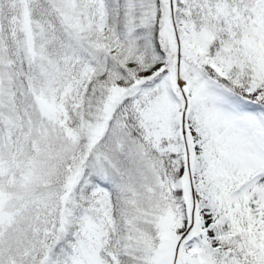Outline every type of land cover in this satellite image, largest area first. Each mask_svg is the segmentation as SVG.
I'll list each match as a JSON object with an SVG mask.
<instances>
[{"label": "snow or ice", "instance_id": "obj_1", "mask_svg": "<svg viewBox=\"0 0 264 264\" xmlns=\"http://www.w3.org/2000/svg\"><path fill=\"white\" fill-rule=\"evenodd\" d=\"M0 264H264V0H0Z\"/></svg>", "mask_w": 264, "mask_h": 264}]
</instances>
